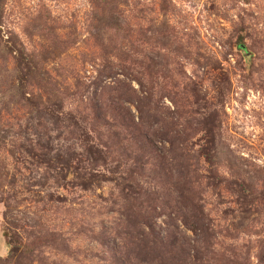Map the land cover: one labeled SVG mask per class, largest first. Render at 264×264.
Returning a JSON list of instances; mask_svg holds the SVG:
<instances>
[{"label":"rangeland","instance_id":"1","mask_svg":"<svg viewBox=\"0 0 264 264\" xmlns=\"http://www.w3.org/2000/svg\"><path fill=\"white\" fill-rule=\"evenodd\" d=\"M0 264H264V0H0Z\"/></svg>","mask_w":264,"mask_h":264},{"label":"trees","instance_id":"2","mask_svg":"<svg viewBox=\"0 0 264 264\" xmlns=\"http://www.w3.org/2000/svg\"><path fill=\"white\" fill-rule=\"evenodd\" d=\"M241 47V46H240Z\"/></svg>","mask_w":264,"mask_h":264}]
</instances>
